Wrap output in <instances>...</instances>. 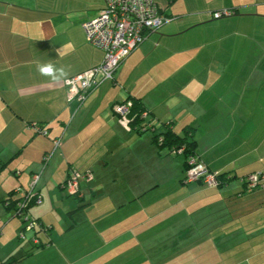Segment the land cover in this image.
I'll return each instance as SVG.
<instances>
[{
	"label": "crops",
	"instance_id": "1",
	"mask_svg": "<svg viewBox=\"0 0 264 264\" xmlns=\"http://www.w3.org/2000/svg\"><path fill=\"white\" fill-rule=\"evenodd\" d=\"M155 1L171 20L70 104L66 80L104 58L82 28L104 0H0V222L3 236L14 233L0 264L12 255L17 264H264V184L249 191L243 181L264 173V0ZM47 64L66 76L42 75ZM129 95L179 134L191 128L199 159L234 177L185 181L183 155L160 152L114 111ZM55 137L62 145L44 166ZM23 151L17 179L9 164ZM76 169L91 178L67 195L62 183ZM40 171L43 203L30 214L46 227L21 240L23 220L4 199Z\"/></svg>",
	"mask_w": 264,
	"mask_h": 264
},
{
	"label": "built area",
	"instance_id": "2",
	"mask_svg": "<svg viewBox=\"0 0 264 264\" xmlns=\"http://www.w3.org/2000/svg\"><path fill=\"white\" fill-rule=\"evenodd\" d=\"M231 13V11H224L213 13V15L221 17ZM170 20L171 17L155 0H104V6L99 15L82 24L87 40L104 51L103 61L66 80L68 101L71 104H82L90 92L103 81L114 78L119 65L147 38L149 33L158 31ZM129 109L130 103L116 106V110L124 115L122 118L126 121L128 119L125 115ZM30 127L37 133L49 134V128L42 123L34 122L30 124ZM53 142L54 150L46 154L44 166L62 145L60 137L55 138ZM188 164L185 181H203L209 185H219L218 172L210 170L199 158L190 157ZM40 176L39 172L32 175L26 190V197L19 203L21 214H25L27 229L34 227L37 222L26 214V210L23 212V209H26L33 201L37 205L43 203V195L35 189ZM90 178L89 172L84 173L76 169L72 171L62 187L67 189L68 193L77 195L81 193L82 181ZM243 181L248 183L247 189L252 191L262 185L261 181H264V176H261V173H254L248 175ZM21 237L24 238V234H21ZM34 241L38 242L37 238Z\"/></svg>",
	"mask_w": 264,
	"mask_h": 264
},
{
	"label": "trees",
	"instance_id": "3",
	"mask_svg": "<svg viewBox=\"0 0 264 264\" xmlns=\"http://www.w3.org/2000/svg\"><path fill=\"white\" fill-rule=\"evenodd\" d=\"M126 103H130V109L125 115L126 118L128 119L129 126L141 134H144V133L151 134L152 135V141L158 147L160 152L165 151L166 153H169V154L174 153V154L183 155L184 159H185V176H186V170L189 167V164H188L189 158L192 156L199 158L198 153H197L196 140L193 137L194 132H191L192 129L189 127H185V133L182 135L179 134L177 131H175L173 129V126H171V123L164 122V121H161L158 118H156L155 115L153 114V112L150 111L149 109H147V107L145 106V104L143 103L141 98H138L134 95H129L126 99H124L120 102H117L113 105L114 111L117 112L120 117H123L124 115L120 114L116 110V106L117 105H123ZM55 138H57V137H55ZM55 138H53V140ZM50 152L51 151L47 152V154ZM5 166H6V163H4V164L2 163V165H0V171ZM71 174H72V172H70L69 176L66 178L65 181L68 180V178L71 176ZM229 174H230V172H218L219 186L225 185L230 179H232L234 177L233 175H229ZM261 176H264V173H261ZM183 179H185V178H183ZM260 179H262V178H260ZM65 181L62 183V185L65 183ZM261 184H264V181H261ZM245 186L247 188L248 183H245ZM26 190L22 195L18 196L17 190L13 189L8 193V196L4 199V203L7 207V209H9L13 212V216L20 218L24 222H25V214L24 215L21 214L19 203L21 201H24V199L26 197L25 196ZM33 205H37V204H35L34 201L31 202L26 207V209L25 208L23 209V212H25V210H26L27 211L26 214H29L30 218L32 220L34 219V221H36L37 224H35V226L32 227L31 229H27V225H25L27 222H25V224L22 227V234H24V239H27V231L35 230L33 232H34V234H36L39 230H42V228L44 229L46 227L40 218L34 217L30 214V208ZM38 226H39V228L37 229ZM33 237H32V240L34 241L35 238H33ZM42 244H45V242H42L39 240V243H37L36 246H39ZM20 259H21V257L12 255V256L8 257L6 260L2 261L1 264H17V262Z\"/></svg>",
	"mask_w": 264,
	"mask_h": 264
},
{
	"label": "rangeland",
	"instance_id": "4",
	"mask_svg": "<svg viewBox=\"0 0 264 264\" xmlns=\"http://www.w3.org/2000/svg\"><path fill=\"white\" fill-rule=\"evenodd\" d=\"M191 132H193L192 130H191ZM39 135H44V134H42V133H39ZM28 149V148H27ZM60 150V149H59ZM58 150V151H59ZM27 152H28V155H32V154H35V152L32 150V149H28V150H26ZM21 152V153H19V155H18V157H16L15 159H13V161L12 162H14V163H11V164H9V166H12V170H11V172L13 173V175H14V171H16V170H19V169H17V168H15V167H13V166H15L16 164H17V162H20V161H22L26 156H27V152ZM57 151V152H58ZM9 150H5V152H4V154L3 155H5V156H9ZM45 158H46V155H44L43 157H42V162L43 163H45L44 162V160H45ZM181 158V157H180ZM172 165H173V163H172ZM165 170L167 171L168 169H172V167H169V164L168 163H166V165H165ZM21 169H22V167H21ZM8 171H10V170H7V172L4 170V174L3 175H8L7 173H9ZM18 172H21V171H18ZM39 173H41V171L39 172ZM9 176V175H8ZM17 179L18 178H20V177H18L17 176V174H16V172H15V175H14ZM184 176H185V172H184ZM183 176V177H184ZM161 181V180H160ZM162 184V183H161ZM163 185H166V187H171V185H172V182H170L169 181V179L168 178H165L164 179V183H163ZM59 188H61L60 186H57V189H59ZM163 188V187H162ZM2 191V187H0V192ZM56 190H53V192H54V194L56 193L55 192ZM67 195H68V190L67 189H65L64 188V190H63ZM172 195V194H171ZM170 195V196H171ZM0 213H1V206H0ZM10 215H11V217L10 218H12V216H13V212H11L10 213ZM12 219H15V220H17V217H15V218H12ZM23 225L25 224V222L23 221V223H22ZM26 225V224H25ZM5 226H8V224H6ZM11 227H12V224H11ZM3 228H4V223L3 222H0V239H2V242L0 243L1 244V250L3 251V250H9V248H10V246H12L11 244V240L8 238V236H9V234H11L12 236H13V232H11L10 231V229L9 228H5V231H6V235L5 236H3ZM30 231V230H29ZM29 231H27V234H28V232ZM21 234H22V229L19 231V234H18V236H20V238H18V239H24L23 237H21ZM16 238H17V233H16ZM24 241V240H23ZM16 242H17V239H16Z\"/></svg>",
	"mask_w": 264,
	"mask_h": 264
},
{
	"label": "clouds",
	"instance_id": "5",
	"mask_svg": "<svg viewBox=\"0 0 264 264\" xmlns=\"http://www.w3.org/2000/svg\"><path fill=\"white\" fill-rule=\"evenodd\" d=\"M54 69H55L54 66L51 64L38 66V71L42 75L51 76L53 79H59L60 77L66 76V73L63 68L59 75L56 74Z\"/></svg>",
	"mask_w": 264,
	"mask_h": 264
}]
</instances>
